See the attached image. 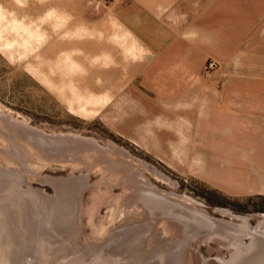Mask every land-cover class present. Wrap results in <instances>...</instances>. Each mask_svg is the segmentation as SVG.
<instances>
[{"label": "rangeland", "instance_id": "rangeland-1", "mask_svg": "<svg viewBox=\"0 0 264 264\" xmlns=\"http://www.w3.org/2000/svg\"><path fill=\"white\" fill-rule=\"evenodd\" d=\"M161 63L242 127L167 121ZM0 264H264V0H0Z\"/></svg>", "mask_w": 264, "mask_h": 264}, {"label": "crops", "instance_id": "crops-1", "mask_svg": "<svg viewBox=\"0 0 264 264\" xmlns=\"http://www.w3.org/2000/svg\"><path fill=\"white\" fill-rule=\"evenodd\" d=\"M166 65L171 66L166 63L158 64L155 69L143 66L132 79L144 83L136 88L137 92H142L143 100L152 99L153 103L157 101L168 108L167 121H180L183 127H242V90H215L212 85L198 84L194 89H188L190 85L176 84L180 81L175 77L184 75L171 73ZM148 82L157 85L151 86ZM150 92L153 96L148 95ZM176 107L180 117H174L176 113H172L178 111H171Z\"/></svg>", "mask_w": 264, "mask_h": 264}, {"label": "bare ground", "instance_id": "bare-ground-1", "mask_svg": "<svg viewBox=\"0 0 264 264\" xmlns=\"http://www.w3.org/2000/svg\"><path fill=\"white\" fill-rule=\"evenodd\" d=\"M224 212H227V213H229L228 211H224ZM203 215V214H202ZM205 217H208V216H205ZM242 219L243 220H245V221H248V219L247 218H244V217H242Z\"/></svg>", "mask_w": 264, "mask_h": 264}]
</instances>
